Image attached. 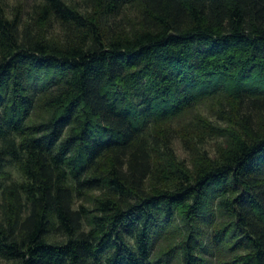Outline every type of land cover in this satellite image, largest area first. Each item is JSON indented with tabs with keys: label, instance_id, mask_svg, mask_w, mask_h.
Returning a JSON list of instances; mask_svg holds the SVG:
<instances>
[{
	"label": "trees",
	"instance_id": "16d2710c",
	"mask_svg": "<svg viewBox=\"0 0 264 264\" xmlns=\"http://www.w3.org/2000/svg\"><path fill=\"white\" fill-rule=\"evenodd\" d=\"M31 1L0 0V264H264V0Z\"/></svg>",
	"mask_w": 264,
	"mask_h": 264
},
{
	"label": "rangeland",
	"instance_id": "374dc122",
	"mask_svg": "<svg viewBox=\"0 0 264 264\" xmlns=\"http://www.w3.org/2000/svg\"><path fill=\"white\" fill-rule=\"evenodd\" d=\"M7 3L10 9L18 8L22 9V11H27L29 5L32 3L31 0H2ZM181 153V149L179 150Z\"/></svg>",
	"mask_w": 264,
	"mask_h": 264
}]
</instances>
